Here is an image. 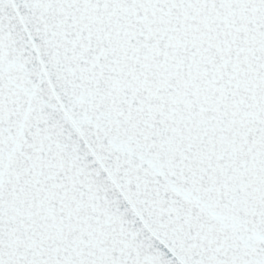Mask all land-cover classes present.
Listing matches in <instances>:
<instances>
[{
	"label": "snow or ice",
	"instance_id": "snow-or-ice-1",
	"mask_svg": "<svg viewBox=\"0 0 264 264\" xmlns=\"http://www.w3.org/2000/svg\"><path fill=\"white\" fill-rule=\"evenodd\" d=\"M0 264H264V0H0Z\"/></svg>",
	"mask_w": 264,
	"mask_h": 264
}]
</instances>
